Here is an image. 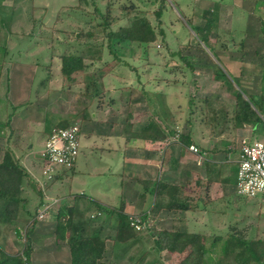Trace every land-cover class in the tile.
<instances>
[{"label": "crops", "instance_id": "crops-1", "mask_svg": "<svg viewBox=\"0 0 264 264\" xmlns=\"http://www.w3.org/2000/svg\"><path fill=\"white\" fill-rule=\"evenodd\" d=\"M135 1L142 8L139 10L146 11L142 1ZM174 1L179 9L174 14L176 19L183 15L193 29L192 34L179 36L176 31L171 34L175 40L182 37L190 43L185 57H181L185 67L181 75L185 78L183 83L165 79L172 76L171 68L157 64L158 61L156 64L140 63L134 69L138 90L130 93L107 86L92 95L91 104L80 107V120H77L83 124L80 154L70 172L57 177L44 191L38 188L33 214L38 216L43 206L54 199L56 211L47 210L31 227V246L50 240L47 232L52 227L55 231L59 212L68 208L76 206L87 219L94 213L105 214L90 200L103 208L119 209L128 217H141L145 231L154 230L155 226L156 230L179 228L176 232L192 234L186 233L190 232L188 226L191 232L225 228L210 224V215L230 196L238 201L235 182L240 142L245 139L264 144V47L256 46H264L262 28L260 20L253 19L254 8L243 24L235 15L236 10L245 6L246 0ZM143 3L153 7L157 1ZM165 15L171 24L173 17L167 10L162 12L158 22L163 24L161 18ZM221 33L228 42L220 41ZM163 36L165 39V34ZM230 39L240 42L239 45L235 46ZM46 63L44 66L48 65ZM45 70H48L46 66ZM78 72L69 78H75ZM11 73L15 76V69ZM9 92L5 144L17 160L20 157L21 165L36 183L40 168L33 154L37 155L51 131L49 128L45 132L42 128L50 125L44 117L46 98L40 99L39 105H44L40 109L35 106L36 98L31 103L27 90L17 95L9 86ZM237 93L260 116V124L237 123ZM251 98H259L263 114L251 103ZM181 102L182 113L178 109ZM37 109L39 114H35ZM181 119L182 129L177 124ZM38 146L39 150L34 153ZM191 146L199 152H191ZM51 188H55V193ZM247 202L250 214L252 209L264 207V194ZM25 208L30 214L28 201ZM255 215L261 219L258 213ZM32 233L33 238L30 237ZM39 234L42 240L37 238ZM53 240V244L64 243L55 237ZM63 250L70 264V252L66 248Z\"/></svg>", "mask_w": 264, "mask_h": 264}, {"label": "rangeland", "instance_id": "rangeland-1", "mask_svg": "<svg viewBox=\"0 0 264 264\" xmlns=\"http://www.w3.org/2000/svg\"><path fill=\"white\" fill-rule=\"evenodd\" d=\"M138 1H142V6L146 8V11L139 10L138 8H142L135 0H0V120L3 122H0V162L6 153L14 156L13 151L5 144L8 133L5 128V119L10 108L6 100L9 86L11 92L13 94L15 92L17 95L27 90L31 96V103L34 102L33 98H36L38 102L35 106L40 109L44 108L43 103L39 105L40 99L46 98L47 113L44 117L45 122L50 124L47 129L42 127L46 132L54 127L80 120V107L91 104L92 95L95 96L98 92L105 90L104 88L107 86L114 87L113 90L124 89L130 93H133L134 89L138 90L136 86L138 78H135L136 71H134L137 69L136 64L147 65L152 62L156 64L158 61L157 64H164L167 68H171L172 76H167L168 78L165 79L169 82L183 83L185 78L181 75L185 67L181 57H185V50L190 47V43L189 40L182 37L175 40L171 34L174 31L179 36H183L185 33L189 34L193 30L189 26V21L184 19L183 15H180L178 20L176 19L174 14L179 9L174 0H165L166 9H163L172 15L171 24L167 20V15L161 18L164 20L163 24L154 17L158 6L163 5L162 0H153V2L157 1V8L156 4L153 7L149 4L147 7L143 3L146 0ZM246 1L243 8L236 10L235 15L241 19L243 24L254 8L255 18L253 19L260 20L264 38V0H254V2L256 1L255 6H252L253 0ZM147 2L150 3V0ZM163 10L162 12H164ZM136 16H144L149 20L156 35L153 42L139 43L115 39L109 42L107 40L110 32H116L124 25L128 27L130 21ZM219 36L220 41L228 39L222 33ZM230 41L234 42L235 46L240 43L235 42V39H230ZM47 54L49 60H47ZM68 56L80 57L82 60V68L77 75H74L75 78H69L72 74L67 78L61 73V59ZM44 63L48 64L45 65L48 70H45ZM14 69L15 76L11 73ZM161 76L164 74L162 73ZM180 105L178 109L182 113V102ZM39 112L40 110L37 109L35 114H39ZM177 124L182 129L183 120H179ZM80 127L82 131V123H80ZM41 138L42 135L38 137V140ZM40 146L35 147L34 153L39 150ZM17 154L19 155V153ZM33 157L38 162L36 154H33ZM14 159L16 158L14 157ZM16 161L21 165L20 157ZM36 162L33 160L32 165L34 166ZM24 170L28 174L25 168ZM28 176L22 179L20 196L26 202L28 201L32 215L38 202L39 185L34 182L31 175L28 174ZM55 191V188H51L52 193ZM235 194L237 195L236 191ZM54 200L49 205L51 211L55 210L53 208ZM237 200L234 196H230L221 208H215L218 211L212 210L211 212L210 224L215 227L224 226L223 230L191 232L192 228L188 226L190 232L186 233L197 235L201 248L207 247L217 239L215 247L208 250L204 264H216L217 260L233 263L232 252L225 254L222 251V242L228 235L264 242V207L252 209L249 214L248 199L239 196ZM74 207L76 208V206ZM84 209L86 208L82 210ZM24 212L23 210L19 211V218L22 222L28 219L29 215ZM255 213H258L261 219L256 218ZM92 216L87 219V216L77 211V215L74 216L71 223L79 224V230L81 229L82 232L70 230L67 228L69 224H66L65 241L62 244H53L54 227L50 228V232H47L50 242L46 240L40 245L39 241L38 245L40 246L35 243H32L31 246L30 242V264H69V259L63 250L64 248L69 250L66 239L74 235L91 236L94 231L99 238L98 248L101 252V257L96 264H178L190 253L188 248L180 253L175 252L172 248L158 251L145 234V230L133 231L135 236L127 242L115 243L116 218L106 213L100 216L94 213ZM63 218L64 221H67V217ZM198 218L200 217L198 216ZM27 227L26 234L29 236L32 226L29 223ZM10 229L3 223L0 224V242L6 249L8 248L9 254H19L20 256L22 239H18ZM153 229L154 236L160 231L175 233L180 230L179 228L172 231L156 230L155 226ZM30 237L33 238V233ZM37 238L42 240L40 234ZM59 246H62L61 250H58ZM209 258L211 261H208Z\"/></svg>", "mask_w": 264, "mask_h": 264}, {"label": "trees", "instance_id": "trees-1", "mask_svg": "<svg viewBox=\"0 0 264 264\" xmlns=\"http://www.w3.org/2000/svg\"><path fill=\"white\" fill-rule=\"evenodd\" d=\"M164 5L165 0H162ZM163 5L158 6L155 12V17L159 20ZM155 33L150 26V23L144 16H136L130 21L128 27L122 26L116 32H110L107 40L151 43L155 40ZM82 68V60L80 57L68 56L61 59V73L65 77L78 72ZM259 98L250 99L255 108L262 112V104L258 101ZM235 119L237 123H247L258 125L262 122L260 116L250 106L249 102L245 101L240 93L236 94V112ZM151 127V126H150ZM162 137L160 136V139ZM29 177L25 172L22 165H20L14 156L6 153L0 162V224L8 226L10 231L18 239H22L20 256L19 254L13 255L8 253L4 245L0 242V264H30L31 263V248L30 238L26 234L28 230L27 225L30 223L33 227L36 223L37 214H29L26 211V201L20 196L22 179ZM39 193V192H38ZM41 194V193H39ZM254 199V198H248ZM100 213H106L115 216L117 225L114 229L115 243L127 242L130 238L134 237L133 229L129 225V217L123 214L116 208H103L90 200ZM23 210L28 215V219L21 221L19 218V211ZM81 213V212H80ZM83 215V213H81ZM77 215V209L68 208L65 212H59L57 216V223L55 226L54 237L57 241H65L64 233L66 224L67 228L73 229L75 232L79 230V224L73 225L71 223L74 216ZM63 217H67L64 221ZM23 231V233H21ZM30 232V231H29ZM82 232V231H81ZM154 230L148 229L145 234L149 237L158 251L167 248H172L175 252L180 253L185 248L190 250L186 256L178 264H204L207 258L208 250L215 247L217 239L210 243L207 247L201 248L200 241L197 235L185 233H169L160 231L154 236ZM24 234V235H23ZM67 244L70 252V264H96L97 260L101 257V252L98 248L100 241L95 231L91 236L74 235L69 237ZM222 251L226 254L232 252L234 255L232 264H263L264 263V242L260 240H246L243 237L228 235L222 242ZM211 261V258L208 259ZM216 264H231L227 261L217 260Z\"/></svg>", "mask_w": 264, "mask_h": 264}, {"label": "built area", "instance_id": "built-area-1", "mask_svg": "<svg viewBox=\"0 0 264 264\" xmlns=\"http://www.w3.org/2000/svg\"><path fill=\"white\" fill-rule=\"evenodd\" d=\"M81 136L82 131L78 121L51 129L36 155L40 170L35 181L41 191L51 185L57 177L73 169L80 154ZM189 150L193 153L199 152L193 146L189 147ZM237 167L235 182L237 195L255 198L264 194V144L260 141L241 140ZM53 203H56V200ZM49 205L43 206L38 219L49 210ZM129 225L135 232L145 229V223L139 216L129 217Z\"/></svg>", "mask_w": 264, "mask_h": 264}]
</instances>
